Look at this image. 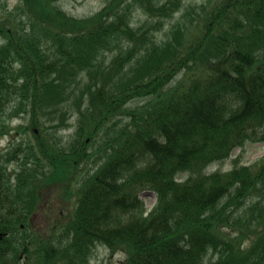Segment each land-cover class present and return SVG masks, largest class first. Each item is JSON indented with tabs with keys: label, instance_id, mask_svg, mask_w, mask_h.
<instances>
[{
	"label": "trees",
	"instance_id": "obj_1",
	"mask_svg": "<svg viewBox=\"0 0 264 264\" xmlns=\"http://www.w3.org/2000/svg\"><path fill=\"white\" fill-rule=\"evenodd\" d=\"M7 136L0 264H90L100 245L120 264H264V158L209 171L264 143V0H107L84 19L50 0L4 10ZM49 189L73 197L68 220L44 207Z\"/></svg>",
	"mask_w": 264,
	"mask_h": 264
},
{
	"label": "rangeland",
	"instance_id": "obj_2",
	"mask_svg": "<svg viewBox=\"0 0 264 264\" xmlns=\"http://www.w3.org/2000/svg\"><path fill=\"white\" fill-rule=\"evenodd\" d=\"M54 6H57L59 9L64 11L68 16H71L76 19H84L89 16L94 15L95 13L100 12L107 0H50ZM204 1V0H202ZM201 2V0H200ZM23 0H0V14L5 10L8 12L13 11L16 7L22 6ZM4 9V10H3ZM3 10V11H2ZM144 15H141L140 13L134 14V21L135 23H140V25L143 23L145 17ZM167 28V26L165 27ZM69 125L70 128L65 131H60L59 137H62L63 142H69L73 132H74V126L76 124V120L72 117L69 119ZM30 118L29 115L26 116H20L18 119L15 120L14 125H19L20 123L23 124H29ZM57 133V135H58ZM19 138V136H16V141ZM7 139L9 140L10 137L2 138V142H0L1 147L8 145ZM69 140V141H68ZM20 140H18L19 142ZM7 147V146H6ZM264 158V143H256L246 144L243 148H237L232 152V156L230 159L224 161L221 164H215L212 167L209 168V171H228L233 168V161L237 160V163L240 165H250L254 162H258ZM11 167V168H10ZM15 168V165H9L8 169H5V172H9L11 169ZM51 191L49 194L44 193V207H53L55 205L59 206L57 207V212H60L59 214L62 215V219L65 221L69 218V210L67 208V201H64L65 198L60 199L62 202H60L57 198L56 192L58 189H49ZM55 195H54V194ZM140 199L142 200L144 204V210H146V213L152 210V208L156 205V195L152 191H144L140 194ZM70 201V200H68ZM62 208H65L67 210L60 211ZM123 260L122 255H110V252L104 248V247H98L95 249L93 253V257L91 259L90 264H119Z\"/></svg>",
	"mask_w": 264,
	"mask_h": 264
},
{
	"label": "bare ground",
	"instance_id": "obj_3",
	"mask_svg": "<svg viewBox=\"0 0 264 264\" xmlns=\"http://www.w3.org/2000/svg\"><path fill=\"white\" fill-rule=\"evenodd\" d=\"M68 198L71 200L69 203H67L68 207L70 209H73V205H74V203H72L73 202V197L71 195H68Z\"/></svg>",
	"mask_w": 264,
	"mask_h": 264
}]
</instances>
